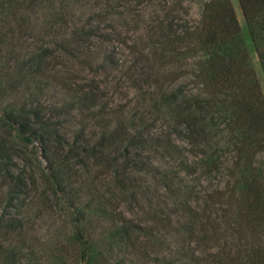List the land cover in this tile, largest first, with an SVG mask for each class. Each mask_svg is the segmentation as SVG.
I'll return each mask as SVG.
<instances>
[{
  "label": "rangeland",
  "instance_id": "1",
  "mask_svg": "<svg viewBox=\"0 0 264 264\" xmlns=\"http://www.w3.org/2000/svg\"><path fill=\"white\" fill-rule=\"evenodd\" d=\"M208 1L41 0L25 11L27 23L20 28L0 12V146L11 154L9 160L0 158V216L23 219L19 234L0 229V242L10 244L21 262L85 264L79 253L88 247L90 264H245L251 230L237 232L238 213L226 195L207 199L210 190L228 191L232 183L238 188L240 170L233 178L229 170L207 173L198 149L173 134L170 115L163 109L155 112L153 102L140 96L157 91V83L168 78L163 74L177 68L180 89H201L194 77L205 58L201 50L180 44L173 53L159 42V33L164 11L171 10L173 19L188 28L202 21ZM229 2L264 95V65L237 0ZM219 9L213 6V11ZM52 30L66 53H55L54 71L36 75L31 64L51 46L45 32ZM89 30L95 35L85 37ZM69 81H94L100 99H78L64 86ZM119 109L121 115L111 113ZM138 116L152 124V132L173 134L178 151L154 144L129 146L122 136V141L104 139L116 122L138 132ZM27 124L35 133L19 134L16 129L27 130ZM92 151L98 152L93 156ZM257 160L264 175V154ZM187 161L195 167L193 175L180 167ZM7 171L26 182L15 208L5 205ZM185 202L189 213L181 206ZM115 208L138 228L114 233L111 225L119 222L99 212Z\"/></svg>",
  "mask_w": 264,
  "mask_h": 264
},
{
  "label": "trees",
  "instance_id": "2",
  "mask_svg": "<svg viewBox=\"0 0 264 264\" xmlns=\"http://www.w3.org/2000/svg\"><path fill=\"white\" fill-rule=\"evenodd\" d=\"M40 1L0 0V12H6L12 17L16 27L20 28L27 23L23 16L25 11ZM237 2L248 26L257 58L264 65V0H237ZM215 4L219 6V11H213ZM102 10L105 12L103 7ZM204 11L205 15L198 25L185 28L177 23L175 18L173 19L171 10H166L163 15L164 31L159 33L161 36L159 42L164 46L169 45L173 53H177L180 44L186 48L193 45L201 50L205 58L198 62L194 71L195 81L201 89L196 92L180 89L177 82L181 75L177 68L163 74L168 78L157 83V91L148 90L140 93V96L153 102L151 108L155 112L159 113L163 109L170 115L172 124L176 127L173 134L178 135L184 143L198 149L202 157V166L207 173L229 170L228 176L233 178L235 170H240L238 174L241 177L239 182L241 185L238 188L232 183L228 191L219 188L210 190L207 199L211 201L213 195L217 194L222 197L226 195L238 213L236 220L234 219L237 232L244 233L245 229L243 230L242 227L251 230L249 234L251 243L244 248L245 264H264V241L260 239L264 237V175L257 160L258 155L264 154V95L255 71L250 65L249 54L241 37L240 25L232 4L229 0H210L205 3ZM97 17L99 20L102 18ZM108 23L109 29L112 30V24L110 21ZM93 31H87L85 37L95 35ZM45 33L46 41L49 40L51 46L47 45L44 48L45 53H40L36 63L31 64L32 73L40 76L54 71L57 65L56 52L66 53L62 39L53 40L56 36L55 31ZM69 84H64L66 89L76 93V97L82 101L89 100L95 103L100 99L98 97L100 86L94 81L86 85L77 82L72 85L70 81ZM122 111V109L112 110L111 113L121 115ZM137 121L141 125L138 132L133 130L134 133H131L127 125L116 122L115 127L108 129V135L104 139L111 142L125 139L129 146L134 145L137 148L154 144L172 152L178 151L179 146L174 143L173 134L169 131L152 132V124H147L142 116H138ZM108 126L110 127V124ZM26 127L27 130L24 126L16 130L21 135L26 134L27 131L29 135L35 133L32 129L29 130L28 124ZM82 131L80 133H83ZM120 136L123 137L122 140ZM201 147H207L209 150H201ZM9 150L8 147L0 146V158L9 160L11 154H4ZM97 152L92 151V155L95 156ZM13 155L16 156L12 154V157ZM180 167L188 175H193L195 172V167L188 161L180 162ZM6 177L5 205L15 208L13 203L18 199V193L26 186V182L21 175L9 171ZM227 185V182L224 183L223 188ZM182 187L184 188V185ZM181 206L189 213L186 202ZM99 215H107V220L119 222L118 226L111 225L114 233L128 234L138 228L129 219L123 217L117 208L109 212L101 211ZM22 221V218L2 215L0 229L4 230L3 234L6 232L19 234ZM75 235L82 239L79 234ZM196 241L202 242V239L197 238ZM89 259H91V251L85 247L79 253V261L90 264ZM96 261L100 262L99 260L94 262ZM0 264L25 263L17 257L10 244L5 246L0 242Z\"/></svg>",
  "mask_w": 264,
  "mask_h": 264
}]
</instances>
